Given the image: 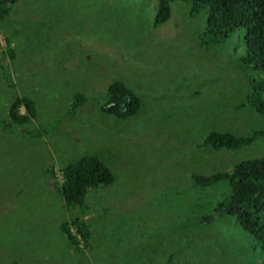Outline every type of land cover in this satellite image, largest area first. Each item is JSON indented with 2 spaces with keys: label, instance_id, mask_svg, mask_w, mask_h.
I'll list each match as a JSON object with an SVG mask.
<instances>
[{
  "label": "rangeland",
  "instance_id": "obj_1",
  "mask_svg": "<svg viewBox=\"0 0 264 264\" xmlns=\"http://www.w3.org/2000/svg\"><path fill=\"white\" fill-rule=\"evenodd\" d=\"M155 1L18 0L0 22V48L7 34L17 51L12 61L0 49V120L17 97L37 108L17 127L24 134L0 126V264H264L235 218L195 220L228 186L197 185L194 175L264 155V139L238 151L204 146L213 131L264 128L253 109L238 108L250 90L242 40L206 41V16L190 18L181 2L156 26ZM115 80L141 98L137 116L101 112ZM90 154L116 181L91 190L86 210L68 211L47 171L62 180L61 164ZM76 216L92 230L78 251L60 227Z\"/></svg>",
  "mask_w": 264,
  "mask_h": 264
},
{
  "label": "trees",
  "instance_id": "obj_2",
  "mask_svg": "<svg viewBox=\"0 0 264 264\" xmlns=\"http://www.w3.org/2000/svg\"><path fill=\"white\" fill-rule=\"evenodd\" d=\"M17 1L0 0V22L5 21L13 13ZM155 2L156 26L167 23L172 18V4L181 2L183 11V3L189 6L190 18L200 13L206 16L203 35L206 41L220 43L234 37L242 40L244 51L238 63L244 74H249L250 90L238 108L253 109L262 118L264 125V0H156ZM122 16L126 15L120 14V19ZM6 36L7 48L0 49L13 61L17 51L12 47V39L9 35ZM103 97L101 112L113 115L119 120L137 116L142 106V100L137 93L121 80L113 81ZM73 101L82 102L85 98L81 94H75ZM22 108L25 109V113L22 112ZM72 109L70 108L69 114H72L70 113ZM36 112L34 100L25 96L17 97L9 106L5 121L0 120V126L3 130L24 134L17 127L22 128L31 124L36 118ZM262 139H264V128L244 135L213 131L206 136L204 146L215 150L238 151L251 147ZM59 168L62 180L58 179L54 166L47 172L49 179L54 181L56 190L65 201V208L68 211L86 210L87 198L91 190L110 187L116 181V174L110 166L101 157L93 154L82 156L72 163L61 164ZM193 178L197 185L212 186L224 182L228 186L226 197L217 203L214 211L207 216H197L195 220L200 218V224L203 225L214 221L217 217L231 216L243 231L256 239L260 250L264 251V155L241 160L228 171L210 176L194 175ZM60 227L61 233L71 241L75 251L81 250L79 239L86 245L92 236L90 226L79 216L62 221Z\"/></svg>",
  "mask_w": 264,
  "mask_h": 264
}]
</instances>
